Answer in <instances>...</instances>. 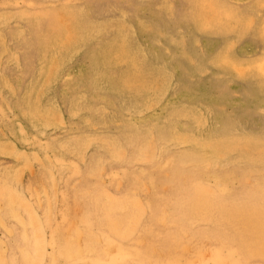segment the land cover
Wrapping results in <instances>:
<instances>
[{"label": "rangeland", "instance_id": "374dc122", "mask_svg": "<svg viewBox=\"0 0 264 264\" xmlns=\"http://www.w3.org/2000/svg\"><path fill=\"white\" fill-rule=\"evenodd\" d=\"M0 142V264H264V0H0Z\"/></svg>", "mask_w": 264, "mask_h": 264}, {"label": "bare ground", "instance_id": "6f19581e", "mask_svg": "<svg viewBox=\"0 0 264 264\" xmlns=\"http://www.w3.org/2000/svg\"><path fill=\"white\" fill-rule=\"evenodd\" d=\"M1 40H2V39H1ZM4 42H5V41H4ZM62 43H63V42H62ZM16 59H17V58H16ZM16 59H15V60H16ZM47 79H48V78H47ZM46 81H47V80H46ZM152 82H153V81H152ZM37 94H38V93H37ZM35 100H36V99H35ZM48 114H49V113H48ZM39 115H40V114H39ZM73 115H74V114H73ZM15 124H16V123H15ZM21 130H22V129H21ZM19 133H20V132H19ZM27 134H28V133H27ZM28 142H29V141H28ZM99 142H100V141H99ZM0 143H1V142H0ZM2 143H3V142H2ZM2 143H1V145H2ZM11 145H12V144H11ZM8 146H9V145H8ZM1 152H2V151H1ZM5 153H6V152H5ZM16 153H17V151H16ZM13 154H14V152H13ZM13 154H12V155H13ZM27 157H28V156H27ZM24 159H25V158H24ZM31 165H32V164H31ZM52 172H53V171H52ZM53 173H54V172H53ZM56 199H57V198H56ZM33 208H34V207H33ZM117 211H118V210H117ZM19 214H20V213H19ZM129 220H130V219H129ZM131 220H132V219H131ZM131 220H130V221H131ZM135 222H136V220H135ZM23 224H24V223H23ZM162 224H163V223H162ZM163 225H164V224H163ZM172 225H173V224H172ZM172 225H171V226H172ZM174 225H175V224H174ZM244 226H245V225H244ZM134 227H136V225H135ZM119 228H120V227H119ZM244 228H247V227H244ZM27 229H28V228H27ZM11 230H12V229H11ZM81 231H82V230H81ZM91 233H92V232H91ZM183 235H184V234H183ZM126 236H127V234H126ZM185 236H187V235H185ZM76 240H77V239H76ZM37 242L40 243L39 241H37ZM78 242H79V241H78ZM38 243H37V246H38ZM40 244H41V243H40ZM60 244H61V243H60ZM60 244H59V245H60ZM76 244H77V243H76ZM78 244H79V243H78ZM78 244H77V245H78ZM81 246H82V244H81ZM93 246H94V245H93ZM93 246H91V247H93ZM182 246H183V245H182ZM39 247H40V246H39ZM59 247H60V246H59ZM75 247H76V246H75ZM79 247H80V245H79ZM88 247H89V246H88ZM91 247H89L86 251H89V252H90ZM41 248H42V246H41ZM60 248H61V247H60ZM66 248H67V246H66ZM86 248H87V244H86ZM101 248H103V247H101ZM58 249H59V248H58ZM62 249H63V248H62ZM93 249H95V247H94ZM108 249H109V248H108ZM178 249H179V248H178ZM184 249H187V248H185V245H184ZM184 249H183V251H185ZM95 250L97 251V249H95ZM105 250H106V248H105ZM105 250H104V251H105ZM242 250H244V249H242ZM242 250H240L241 257H244V258L248 259V258H252L253 256H255V255H251V256L249 257L248 254H247L246 252L242 251ZM41 251H42V249H41ZM83 251H85V248H84ZM86 251H85V253H87ZM104 251H103V252H104ZM111 251H112V250H111ZM154 251H155V250H153V253H154ZM183 251H182V252H183ZM78 252H79V251H78ZM78 252H77V253H78ZM107 252H108V250H107ZM150 252H151V251H150ZM236 252H237V251H236ZM43 253H44V252H43ZM75 253H76V252H75ZM75 253H74V254H75ZM91 253H92V252H91ZM93 253H94V252H93ZM99 253H100V252H99ZM105 253H106V252H105ZM151 253H152V252H151ZM21 254H22V253H21ZM23 254H24V253H23ZM80 254H82V253H80ZM106 254H107V253H106ZM39 255H41V254H39ZM71 255H73V254L71 253ZM151 255H152V254H151ZM64 256H65V254H64ZM81 256H82V255H81ZM35 257H36V256H35ZM68 257H70V256L68 255ZM73 257H75V256H73ZM22 258H23V257H22ZM33 258H34V256H33ZM103 258H104V257H103ZM103 258H101V259H103ZM36 259H37V258H36ZM40 259H41V258H40ZM72 259H73V258H72ZM194 259L196 260V257H195ZM34 260H35V259H34ZM243 260H244V259H243ZM37 261H38V260H35L36 263H37ZM193 261H194V260H193ZM5 262H6V261H5ZM194 262H195V261H194ZM223 262H224V261H223ZM32 264H33V262H32ZM34 264H35V263H34Z\"/></svg>", "mask_w": 264, "mask_h": 264}]
</instances>
